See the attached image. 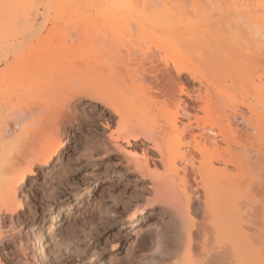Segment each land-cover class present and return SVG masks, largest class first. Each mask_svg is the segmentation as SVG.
<instances>
[{
  "label": "bare ground",
  "instance_id": "bare-ground-1",
  "mask_svg": "<svg viewBox=\"0 0 264 264\" xmlns=\"http://www.w3.org/2000/svg\"><path fill=\"white\" fill-rule=\"evenodd\" d=\"M27 5L3 3L0 39ZM52 6L55 23H67H56L60 37L53 38L68 31L66 42L46 40L11 61L0 58V68L8 64L16 77L40 72L23 95L30 100L17 98L24 90L16 102L0 94V264H31L23 249L7 246L21 234L19 192L28 184V197L39 178L49 183L53 176L60 180L47 183L48 191L61 192L69 160L61 158L64 142L69 129L86 121L76 113L85 102L109 132L97 146L86 141L77 162L95 167L117 154L123 183L134 178L132 194L146 187L150 195L129 208L122 225L142 230L158 227L162 215L174 218L175 226L157 238L152 264H264V0H56ZM122 174L111 172L110 186L87 187L74 200L96 189L107 194L97 195L101 201L110 198L112 179ZM59 215L44 239L54 235ZM102 215L98 204L91 217ZM38 249L44 253L43 244Z\"/></svg>",
  "mask_w": 264,
  "mask_h": 264
},
{
  "label": "rangeland",
  "instance_id": "rangeland-1",
  "mask_svg": "<svg viewBox=\"0 0 264 264\" xmlns=\"http://www.w3.org/2000/svg\"><path fill=\"white\" fill-rule=\"evenodd\" d=\"M5 1L6 0L0 1V13L4 10L3 3ZM28 2L30 4L29 6L27 5L28 10L23 11L20 9L23 12L21 11L22 13H19L23 16L21 15L20 18L16 16L18 10L14 13L19 21L16 20V23L19 24H16L17 26L15 25L16 27L14 26V29L10 31V33H7L1 38L2 40L0 39V58L7 55L10 57L9 61H11V58L14 59L19 53H27L26 48L31 46V44L33 46H47L48 42L49 46H55V44H59L60 42H66L63 41V39L66 40L68 37V31L66 33H61L62 40H58L60 36H56L58 33L54 31V29L58 30L55 28L56 23L58 26L59 24L62 26L67 24L64 21L62 24V19L60 22L55 23L54 18L57 20V16L54 17V15L57 13L52 5L55 4L56 0H32L31 3L28 0ZM31 4H33L34 7ZM26 13L29 14L26 15L27 18L24 16ZM64 27H66V25ZM53 36L56 38L58 37V39L54 40ZM46 40L47 42H45ZM6 66L8 68V64H3L0 68L3 71L2 74H4H1L2 78L0 75V83L2 84H0L1 96L4 98L11 97V102H16V99V101H12V99H14L13 96L22 94L25 91V94L21 96L18 95L17 98L20 99L21 102V98L30 100L23 95H29L28 90L30 89L29 87L27 88V86H29L33 79L39 77L40 72H33L32 75L30 74L33 76L31 78H29V75H27V77L25 76L27 80L29 79L30 81L26 79L23 80L22 77H25L18 74L21 76L17 80L18 75L16 77V74L14 73V75L13 72L8 71ZM19 80L22 84L23 81L26 80L25 82H27L28 85L24 82L26 86L23 84V87L25 86V89L20 87L22 84L20 85ZM12 84L16 85V88H14ZM19 87L21 88L19 90L21 93L17 91ZM21 90L24 91L22 92ZM13 91H15V93H13ZM10 99L6 100L10 101ZM24 102H26V100ZM89 108L90 105L88 102H85L83 109L76 112L80 121L81 119L86 120L85 122L81 121V123H84L81 128H78L77 124H75L72 129L68 130V138L64 142L66 147L64 151L66 154L61 157L63 158L62 161L69 159L66 164L68 172H66L65 178H62L64 181L66 180V182L60 187L61 192L56 194V196L48 191V187L51 183H55L56 185V183L59 182L60 179H57V176L50 177L51 180L49 183V178L45 179V181L43 178H39L37 180V189L28 197H25L24 193L28 190L29 185H24L23 192H19L23 210L18 213L20 219L18 222L19 226L16 230L21 234L16 240V246L14 244H8L7 246L10 251H17L20 250V248L23 249L30 258L31 264H102L108 261L110 255L115 259L117 258L116 261L111 262L112 264H152L151 260L154 259L156 252L158 253V248L156 246L157 238L165 233L164 231L166 228L172 229V227L175 226L173 223L174 218L171 215H162L158 227H148L147 229L145 227V229L142 230H138L136 227H127L128 225H122L129 208L138 202V200L140 202H145L148 190L146 187H143L139 195L138 193L132 194L135 187L134 178L130 177L132 179H130L131 183L129 182V184L123 183L126 178L122 174V160L117 154L110 156V159H104L103 163H99L98 161L93 162L96 164L95 167H93L92 164L84 165V162H77L76 159L83 151L86 141L93 145L96 144L97 146L98 143L107 139V134L109 132L103 126V122L101 121L102 118H98L96 114L90 117ZM84 115L90 118H86ZM111 172H115L116 175L121 172L122 178L121 180L112 179L111 185L115 186L110 191L112 194L110 198H105L101 201L97 195L100 194V196L106 197L107 194L103 193L105 192L104 189H96L93 190L89 197L90 199H86L84 197L85 195H83L85 199L74 200L79 195L85 194V189L87 187L92 189L105 185L107 187L110 186L109 179ZM47 183L49 185H47ZM129 191H131V193ZM115 197L119 198V200L116 198V201H119L115 209L116 212L111 211L112 200H115ZM69 203L74 205L71 210L68 209ZM98 204L104 207V215H102V218H104L100 220L95 216L91 217L93 208L96 205L98 206ZM69 210V219L71 221L66 222V215ZM57 212L60 214L58 217L59 222L57 224V230L54 231L52 238L48 236L44 239L42 236L47 232L46 226L57 216ZM90 222L92 224H90ZM136 230L140 232H138V235H135ZM39 244L44 245L43 254L40 253L38 249ZM9 258L12 259V257ZM12 261L16 262L15 259H12Z\"/></svg>",
  "mask_w": 264,
  "mask_h": 264
}]
</instances>
